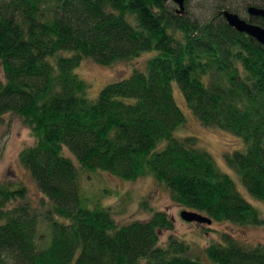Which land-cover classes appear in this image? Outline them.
I'll return each mask as SVG.
<instances>
[{
	"label": "trees",
	"instance_id": "trees-1",
	"mask_svg": "<svg viewBox=\"0 0 264 264\" xmlns=\"http://www.w3.org/2000/svg\"><path fill=\"white\" fill-rule=\"evenodd\" d=\"M187 3L178 13L169 0H0V119L15 115L30 129L34 143L19 162L42 196L34 205L21 181L0 182V264H204L172 233L166 211L148 207V219L119 223L109 206L86 205L83 173L148 175L212 222L263 224L198 138L174 135L186 117L172 82L201 125L242 138L246 148L226 164L264 201V45L226 22L222 11L233 9L219 2L199 20ZM246 14L238 15L264 27ZM143 51H156L145 71L86 97L79 62L112 65ZM161 230L171 232L163 245ZM220 237L204 249L210 262L264 264L263 243Z\"/></svg>",
	"mask_w": 264,
	"mask_h": 264
},
{
	"label": "rangeland",
	"instance_id": "rangeland-1",
	"mask_svg": "<svg viewBox=\"0 0 264 264\" xmlns=\"http://www.w3.org/2000/svg\"><path fill=\"white\" fill-rule=\"evenodd\" d=\"M250 1L188 0L186 13L192 18L202 20L211 12L213 13L220 2L225 8H231L239 15L247 16L245 6ZM155 54L156 51H143L138 57L112 65H102L84 59L79 62L74 72L87 84L86 97L95 100L104 85L128 77L133 69L145 71L147 60ZM178 89L177 84L172 82L173 96L186 120L181 127L175 130L174 135L183 137L188 134L197 137L199 146L210 153L220 171L227 173L235 182L238 190L260 211L263 224L237 226L217 221L210 225L186 222L180 217L181 210L186 208L174 203L167 190L148 175L134 181H125L102 171L90 175L83 173L80 178L81 193L89 207L93 206L94 201L101 206H109L119 223L133 219H148L151 214L148 207H152L153 210L166 211L174 222L172 233L189 245V256L199 259L204 264H214L205 257L204 249L212 242L221 241L222 232H229L243 242L264 244V201L250 197L239 175L226 164V154L230 155L235 150L243 151L246 148L242 138L230 131L201 125L197 117L186 106ZM33 143L34 138L30 129L19 117L10 114L2 116L0 119V182L21 181L26 187L29 199L36 205L42 196L29 173L19 162V152ZM163 145L164 143H161L159 148ZM67 153L71 155L68 151ZM143 200H146V207L141 205ZM44 231L45 227L42 224L39 232ZM169 233L171 232L167 230L159 231V245L165 243Z\"/></svg>",
	"mask_w": 264,
	"mask_h": 264
},
{
	"label": "water",
	"instance_id": "water-1",
	"mask_svg": "<svg viewBox=\"0 0 264 264\" xmlns=\"http://www.w3.org/2000/svg\"><path fill=\"white\" fill-rule=\"evenodd\" d=\"M166 1V0H165ZM172 1L176 8V12L183 13L184 12V3L185 0H169ZM246 13H248L249 16H261L264 18V8L258 7L254 5H250L246 9ZM222 14L224 15V18L226 22L233 27L235 30L239 32H244L245 34L255 38L259 43L264 45V27L260 26L256 23L249 22L245 20L244 18L240 17L236 12L233 13V11L223 10ZM180 217L182 220L186 222H197L202 224L210 225L212 223V219L201 215L200 213L184 209L180 212Z\"/></svg>",
	"mask_w": 264,
	"mask_h": 264
}]
</instances>
